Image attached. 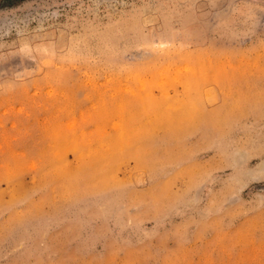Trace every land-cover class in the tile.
I'll return each instance as SVG.
<instances>
[{
	"label": "rangeland",
	"instance_id": "1",
	"mask_svg": "<svg viewBox=\"0 0 264 264\" xmlns=\"http://www.w3.org/2000/svg\"><path fill=\"white\" fill-rule=\"evenodd\" d=\"M0 264H264V0H0Z\"/></svg>",
	"mask_w": 264,
	"mask_h": 264
}]
</instances>
